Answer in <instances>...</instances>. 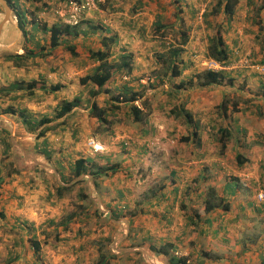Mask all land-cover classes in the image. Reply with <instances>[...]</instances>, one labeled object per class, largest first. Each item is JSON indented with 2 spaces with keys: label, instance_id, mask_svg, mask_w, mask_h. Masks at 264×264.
<instances>
[{
  "label": "crops",
  "instance_id": "0c3cea01",
  "mask_svg": "<svg viewBox=\"0 0 264 264\" xmlns=\"http://www.w3.org/2000/svg\"><path fill=\"white\" fill-rule=\"evenodd\" d=\"M43 2L54 4L56 0ZM61 2L58 0V4ZM242 3L245 10H241ZM257 3L258 0H240L233 23L240 15L242 20L249 22V15L260 5ZM113 5L115 11H110L109 4L107 9L99 13L101 18L97 22L106 28L109 34L117 36V42L111 48L107 59L113 79L101 90L93 83L81 84L79 77L91 73L99 64L100 61L89 58V50L102 48L94 37H100L101 34H106V31L94 33L89 30L76 38L65 37L67 44L75 46L76 55H72L69 50L64 51L61 47L44 50L48 52L46 59L54 58L52 66L49 67L52 70H48L49 65L44 63V56L40 58L43 51L35 47L38 44L36 35H24L25 42L29 40L26 42L32 49L29 50L23 47L17 21L12 24L17 32L11 36L6 35V22L2 27L0 253L5 252L2 263L86 264L90 251L94 250L91 240H99L102 236L95 234L96 226L92 227V232L87 230V222L93 220L91 207H82L79 210H72L73 206L69 207L68 201L74 196L79 199L80 204L89 201V206L95 200L97 205H100L97 209L99 214L103 213L102 216L106 213L110 216L113 213L118 218L124 217L123 224H130L125 236L130 233L129 238L134 242V246L122 250L140 248L149 252L153 247L158 248L164 243H169L172 253L184 259L185 264H264V200L261 204L254 205V194L259 190L264 191V153L250 155L252 152H264V73L257 69H229L225 72L232 79V84L186 85L191 72L188 66L190 53H201L210 36L203 37L199 42L198 38L202 34L195 31L197 29L194 26H187L190 38L181 45L183 51L179 58L183 63L180 66L184 67L177 76H171L166 67L161 70V62L156 58L160 55L159 50H155L154 45H148L144 39L149 37L150 25L152 28L156 23L164 26L163 18L165 15L169 17L172 11L175 12V18L171 17L175 25L181 24L184 19L187 20L189 10L195 6L193 0H116ZM132 5H141V9L146 10L140 12L139 8V11L137 9L131 13ZM20 6L30 19L29 11L39 9L41 3L28 1L27 4L20 3ZM149 9L154 10L153 20L146 14ZM69 10L67 8L66 12ZM246 14L248 15L245 18ZM57 17L52 23L64 20L66 15ZM87 17H93V14ZM87 17H79L78 21L92 19ZM224 19L226 20V17L221 13L218 21ZM87 23L92 24L91 21ZM232 25L235 29L236 24ZM226 40L232 61L235 46H239L238 36H226ZM248 52L256 58L260 55L254 46ZM125 53L132 56V69L128 75L120 74V57ZM8 55L13 57L7 58ZM31 61L32 65H29ZM40 61L41 63H37ZM200 70L198 68V71ZM32 80H37L38 83L32 88L27 87L28 82ZM183 82L186 84L177 87ZM56 85L59 88L53 90ZM123 86L144 89L140 100L146 98L152 105L151 116L164 112L158 111L156 106L163 105V109H160L167 112L182 104L198 122V132H202V136L211 132L215 135L220 126L230 130L233 128L231 148H235V155L241 153L245 160L241 164L234 162L227 166V158L218 155L209 165L203 162L190 166L189 162L182 161L186 156H180L179 163L174 164L178 156H175L174 152L170 159L172 166H168L166 171L169 176L164 184L160 182L162 185L159 192L151 189L144 192L148 179L146 172L144 176L138 177L134 169L142 165L139 159L145 148L136 144L134 149L127 150L121 157L120 143L116 144V140L112 139L114 133L119 134L117 131H120V111L110 115L114 120L111 123V134L109 130L100 127L96 117L90 114L92 101H96L99 106L116 102L113 96L117 91L120 92ZM75 97L80 98L79 105L64 115L56 116L61 102ZM222 100H228L226 117L218 107ZM118 104L120 105V102ZM232 104L235 107H232ZM24 117L31 118L33 122L47 117L49 121L35 130H30L24 124ZM150 118L144 125L145 131L142 123H133L138 126V136L142 140L147 129L152 131L153 125H156L157 116ZM166 119L172 123L173 115ZM186 126L190 131L192 127L188 124ZM41 128H45V132L38 135ZM93 143H97L100 148L95 150ZM227 149L225 154L229 155ZM182 153L185 154V151ZM49 154L51 155L47 159ZM78 158L90 160L87 173L68 181L71 168ZM154 166H151L152 170L155 169ZM209 176L217 177L218 181L224 179L221 185L218 181H212L210 185L219 187L217 196L221 197L222 191L227 194L224 201L230 204L226 210L212 204V208L207 211L206 191L188 189L189 185L194 183V189L197 190L198 185ZM82 179L83 181L72 189L63 190L59 196L56 194L58 186L67 187ZM162 187L164 190L161 192ZM251 187H255L253 193ZM80 190L88 194L87 199L80 198ZM147 193L150 195L147 196ZM199 200L204 203L203 206H200ZM103 205L107 207L106 210H101ZM69 214H74L76 225L58 227L54 223L58 218L68 217ZM228 218L231 223H228ZM51 232L54 233L53 237L45 236ZM34 240L40 246L38 254L31 252ZM131 254L123 251L120 257L112 258L109 264H133L137 258ZM142 257L138 264H151L143 252ZM157 258L160 264H167L160 255Z\"/></svg>",
  "mask_w": 264,
  "mask_h": 264
},
{
  "label": "rangeland",
  "instance_id": "374dc122",
  "mask_svg": "<svg viewBox=\"0 0 264 264\" xmlns=\"http://www.w3.org/2000/svg\"><path fill=\"white\" fill-rule=\"evenodd\" d=\"M20 3H25L27 4L28 1H24V0H20ZM62 2L58 4V0H56V3H51L48 4L49 6L47 8H44V6H41L39 9L37 10H30L29 11V17L32 20H36L40 23L42 22H47L48 24H51L52 21L55 20V18H58L57 16H63L66 15V17L64 20H69L70 16L72 14L76 15V19L78 20L79 17H87L89 14H93V17H87V18H92L89 21L92 22V24H99L97 23L99 18H101V16L99 15V13H101V9L98 8V10H87V9H83L80 8L79 5V0H71L76 2V4H70L71 1L69 2V4L67 3V0H61ZM102 1V0H101ZM216 0H193V3L195 4V6L192 7V10H189L188 12V16H187V20L184 19L182 21L181 24H177L175 25L173 22V19L171 18L173 16L174 17V13L172 11V13L170 14V16L168 17L167 15H165V17L163 18V24H165L164 26L162 25V27L164 29H158L157 31H155V25L152 28L150 25V28H148V35L149 37H145L146 39H144V41H146L148 43V45H154L156 47L155 50H159L158 52H162V51H166L167 45L168 44H172V42L174 44H178V42H180L181 40V36H180V32L184 31L188 33V39L190 38V30L187 26L191 27L194 26L198 31L200 32L202 35H200V37L198 38L199 42L202 41V38L206 36H212L215 34L216 32V28H220V33L224 39L225 42H227L226 40V36H233V37H237L238 36V44L239 46H237L236 44V49H235V56L232 57V61H230L229 64H231V68L230 71L232 70H241V69H257L259 70L260 73H264V63H258L255 60L262 57L263 54V50L261 49L262 46V38L263 35H260V38H257L258 35V30H259V23H257L256 21H251L249 19V22L246 21L245 19L242 20L241 15L238 16V18L236 19V22H234L235 25V29H230L227 30L225 28V25L223 24V22H225L226 20L224 19L223 21H218V18L220 17V15L218 13L212 12L211 8L212 5L215 3ZM205 3L207 4V11L205 12L204 16L202 19L197 20L196 19V11H197V7H199V5L201 3ZM247 2V0H246ZM19 3V7L22 8L20 6ZM264 3V0H258L257 4L262 5ZM121 4V3H120ZM240 4V3H239ZM238 4V6H239ZM243 5L241 6V10L244 9L245 5L244 3H242ZM71 5V6H70ZM142 5V4H141ZM260 5L257 8H260ZM98 6V5H97ZM67 8H69L70 10L66 12ZM115 8V7H114ZM118 8V7H117ZM29 10V9H28ZM146 9H141L140 12L145 11ZM245 10V9H244ZM175 11V10H174ZM264 11V9H263ZM263 11L261 12V14H258V17H255V11L253 9V14L254 17L256 18V20H260L261 16L264 17V13ZM131 13H134L130 10ZM147 16L149 18H151L150 20H153V12L154 10H150L146 11ZM248 12V10L246 11ZM3 13H4V8L3 6L0 4V20L3 17ZM43 13V15H41ZM207 14V16H206ZM248 14L244 15L245 18ZM252 16V15H251ZM225 17V15H224ZM16 18V20H15ZM62 18V17H61ZM68 18V19H67ZM61 20V21H64ZM86 20V19H83ZM83 20H81L83 22ZM149 20V22H150ZM202 20V21H201ZM17 21V17L15 15V11L14 9L11 8V17L9 18L8 21H6V30L7 36H11L14 32H17V29L13 27L12 24H15ZM87 21V22H89ZM261 21V20H260ZM85 23L83 22L81 24V26H83L84 28H86L88 31L91 30L89 27L91 26L90 23ZM149 22L147 24V26H149ZM189 22V23H188ZM207 22V24H206ZM70 23L75 24L74 21L72 20ZM233 23V24H234ZM264 23V21H263ZM19 27V26H18ZM30 24H27V31H28V35H31L30 32ZM20 28V27H19ZM247 29H252L253 31H249ZM21 30V29H20ZM200 30V31H199ZM100 31V30H97ZM230 31V32H229ZM91 32V31H90ZM204 32H205V36H204ZM230 33V34H229ZM91 34V33H90ZM20 35L22 36V43L24 44V48H28L29 50H32L29 48V46L27 45V40L24 37L23 32L21 31ZM95 35V34H94ZM36 36L38 37V46L36 45V49L39 48V51H43L40 54V58H42V56H44V63L46 62V64H48V70H52V68H49L51 65V62H53L54 58L51 59H46L45 57H47L48 52H45L44 50H48V49H63L68 50L66 48V44L68 42H66L67 38H65V36H63L62 38V42H66L65 44L61 43L62 46H56V47H51L49 45V34L46 32H43L42 30H38V33L36 34ZM101 36V35H100ZM97 43H99V39L100 37L96 36L94 37ZM204 38V39H205ZM28 39V37H27ZM73 40V39H72ZM71 40V41H72ZM70 41V42H71ZM31 44V43H30ZM60 44V45H61ZM80 44V43H79ZM78 46V45H77ZM256 47L258 49V53L260 54L258 56V58H255L254 56H252L248 50L252 47ZM61 47V48H60ZM37 51V50H36ZM164 51V52H165ZM181 55V53H180ZM179 55V57H180ZM205 58H209L207 56V45L203 46V50H201V53H190V59L188 60V66L191 69L190 74L188 75V79L193 78V80H196V77H192L196 72H198V68L205 69L204 66L202 65V61ZM42 59V60H43ZM160 60V59H159ZM180 60V59H178ZM160 62V61H159ZM37 63H41L37 62ZM29 65H32V61L30 63H28ZM194 64L196 66H194ZM180 65V63H179ZM194 68H193V67ZM107 67H109L108 65V61H107ZM161 70L164 68L162 62H161V66H160ZM227 69V70H229ZM200 70V71H201ZM224 70V71H227ZM147 84V83H145ZM138 90V92L143 93L144 89H135ZM147 91V89L145 90ZM121 100V98H120ZM146 104H147V108H149L151 110V113L153 111V107L152 105H150L148 100H145ZM120 106L122 107V110L120 111V131H117L119 134H115L113 135V138L115 141V143H120V154L122 152V154L120 155L122 157L123 154L127 153V150L134 149L135 147H133L134 145H141L142 148H145V151L143 152L142 156H140L139 159V163H141L142 165L137 168L134 169L135 174L138 177L144 176V172H146L147 175V184L145 186L144 192H147V190L151 189V190H156L157 192H159V188L162 184H160V182H166V178L169 176L168 174H166V171H168V166H172V163L170 162V159L172 158V154L175 156L176 154H178V156L176 157L174 164L179 163L178 158H180V156H186L185 160H182L183 162H189V164H191L190 166H196L198 164H203V162H206V165H209V162H212L214 160V158H216L218 155L221 156V158H224V156L227 158L225 160V163L227 164V166H229L230 163H236L238 165V163L236 162L235 159V148H231L233 141H232V136L225 142V149L221 150L220 149V140L218 139L219 137L217 136V132L215 133V135H213V133H207L204 136H202V132L199 133L200 136V140L199 142H184L180 140V137L185 135L189 130L187 129L186 126V121L184 120V117L182 115H174V113H171V110L174 108H172L171 110H167V112H165V110H161L160 108L163 109V105L156 106V108L158 109V111H164L163 113L159 112L157 115H153V116H157V122L156 120H154V122H156V125H153V130L150 131V129H147L146 134H143L144 140H142V138H140L138 136V126L136 124H133V120L129 117V118H125V112H128V108L129 105L127 103H124L122 101H120ZM135 104L141 109L143 110V112H145L146 110V106H144L143 100L137 99L135 101ZM180 107H183L182 104L179 105ZM184 108V107H183ZM185 110H188L185 107ZM149 116V120H151ZM171 115H173V120L172 123H169L168 120L166 119V117H171ZM155 119V117H154ZM153 122V124H155ZM166 125V126H165ZM101 127V126H100ZM174 128V129H171ZM231 130H233V128H231ZM137 131V133H136ZM190 132V131H189ZM263 136L260 135V137ZM120 140V142H119ZM124 142H126L124 144ZM245 142V140H244ZM251 142V141H250ZM135 143V144H134ZM247 144V143H246ZM93 146V145H92ZM178 146V147H177ZM122 147H124L125 149H122ZM94 148V147H93ZM96 148H100V146L96 143ZM204 148V149H203ZM228 148V149H227ZM228 151V154H225V151ZM231 149V150H230ZM178 150V151H177ZM182 150V151H180ZM185 151V154H183L182 152ZM223 151V152H222ZM220 152V153H219ZM259 152H252L250 155L252 154H261L263 155V151ZM230 154L232 157H230ZM241 154V153H240ZM146 155V156H144ZM241 156H243L241 154ZM127 156H125L126 158ZM183 159V157H182ZM132 162H134V160H132ZM192 162V163H191ZM196 162V163H194ZM199 162V163H198ZM158 165V166H154V165ZM154 166L155 169L152 170L151 166ZM148 167L150 168V170L148 171ZM206 168V166H205ZM147 169V171H146ZM201 170V169H199ZM198 170V171H199ZM202 171V170H201ZM164 172V174H163ZM195 174H197V172H195ZM205 174H207V171L205 170ZM217 176V175H216ZM83 178L85 176H82ZM81 177V178H82ZM69 178H72V176L70 175ZM212 181H218L217 177L214 178V176H209L207 178H205V180L202 181V183L200 185H198L197 190H195L194 188H196V185L194 183H191L188 187V189H193L192 191H206V200L210 201L211 204L216 205V207H219L220 209L226 210L224 205L225 203L230 204L227 201H224V198H226V195L223 191H222V196L219 197V195L217 196V189H219V187L217 185H213V187L210 185V182ZM224 179H221L220 181H218V183L221 185L223 184ZM164 184V183H163ZM209 184V185H208ZM164 187V185H163ZM161 188V192L164 190V188ZM249 188V187H248ZM252 190V193L255 189V187H251L250 188ZM215 192V195H214ZM256 193V192H255ZM219 194V192H218ZM251 194V193H250ZM147 196L150 195L149 193L146 194ZM255 196V194H254ZM220 199V200H219ZM78 202V203H77ZM264 202V201H263ZM200 206H203V202H201L199 200ZM258 203L261 204L260 202H258L256 200L255 197V202L254 205ZM68 205L73 206L72 210L76 209L79 210L80 208H88L91 207V209L93 210L92 214H93V220L92 222H87V230L92 229L93 226H96L95 229V234H98V236H102L99 240H91V244H94V250H91L89 255L90 258L87 259V263L86 264H109L111 262L112 258H117L120 257L119 255L122 254L123 251L125 252H130L132 253L131 255L136 259V262L133 264H138L140 260H142V250H140V248H136V250H133V248H131L130 250H122L125 248H129L134 246V242H132L130 240V233H127L128 235H126V230L128 227H130L129 223H124L123 224V218H118V217H112L111 215L108 216L107 213L105 214V216H102V214L98 213V208H100V205H97L96 201L93 200V203L91 206L90 202H84L82 204L79 203V199L74 198V196L70 197V200L68 201ZM230 207V205H229ZM253 207V206H252ZM255 208V207H253ZM107 207L103 205V207L101 206V210H106ZM88 212V211H87ZM103 212V211H102ZM71 213V211H70ZM73 213V212H72ZM105 213V212H104ZM127 214V212H126ZM74 217V214L70 215L68 217L65 218H58L56 221H54V223H56L59 226H67L69 227L70 225H76L77 220ZM128 221V220H127ZM228 223H231L230 219H227ZM85 227V226H84ZM93 231V229H92ZM91 231V232H92ZM105 233L104 235L101 233ZM42 237V234H39ZM45 235V234H44ZM54 233H48L45 236L53 237ZM43 238V237H42ZM93 251V253H92ZM144 251L147 253V257H149L153 262H155L156 264H160L156 258L159 257L160 254H158L156 251L154 250H150L149 252L144 249ZM31 252H33V250H31ZM42 252V251H41ZM5 254V252H4ZM3 252L0 253V264H3L2 262V258L4 256ZM30 254V253H29ZM33 254V253H32ZM95 254V255H94ZM34 255V254H33ZM107 259V261H106ZM158 259V258H157ZM105 261V262H104ZM157 261V262H156ZM138 262V263H137ZM165 262V261H164Z\"/></svg>",
  "mask_w": 264,
  "mask_h": 264
},
{
  "label": "trees",
  "instance_id": "16d2710c",
  "mask_svg": "<svg viewBox=\"0 0 264 264\" xmlns=\"http://www.w3.org/2000/svg\"><path fill=\"white\" fill-rule=\"evenodd\" d=\"M9 6L14 9L15 15L17 17V24L20 27L21 31L24 35H28V31L26 29L27 24H31L30 26V32L31 36H35L38 33V30H42L43 32H46L49 34V45L51 47H56L62 43V37H68L71 36L73 38H76L80 35L86 34L88 31L86 28L81 26L83 22H87L88 20L78 21L75 24L70 23L68 20L64 21H57L53 22L51 24H48L47 22H38L36 20L28 19L26 16V12L22 10L19 7L20 0H6ZM24 1H31L32 3H41V6H44V8H47V4L43 2V0H24ZM71 0H67V3ZM113 3H115L116 0H112ZM119 1V0H118ZM122 0H120L121 2ZM124 1V0H123ZM179 0H174V2H178ZM111 3V0H97V5L99 9L105 10L107 9V6L110 4V11H115L114 5ZM240 3V0H216L215 3L212 5L211 11L218 13L219 15L222 13L223 16L226 17V23H223L225 25V28L227 30H230L233 28V20L236 15V10L238 8V4ZM264 5H261L260 8H254L255 10V17H258V14H261L263 11ZM139 8L141 10V5H132L131 11L135 12L139 11ZM120 11H122V7H120ZM179 12V11H177ZM252 15V16H251ZM249 15L251 18V21H256L259 23V30L257 38H260V35H263L262 38V46L261 49L263 50L262 57L256 59L255 61L258 63H264V18L261 17L260 20H256L253 14ZM207 16V14H206ZM32 22V23H31ZM207 24V22H206ZM162 27L161 24L156 23L155 24V31L160 29ZM91 29V32L96 33L97 30H104L106 31V34H101L100 36V44L102 48H98L96 50L90 49L89 50V58L92 60L100 61L99 64L95 67V70L91 73H87L85 75H82L79 77V82L81 84H90L93 83L97 86V89L101 90L103 87H106L110 84V82L113 79V74L109 71L110 67H107V59L110 56L111 48L116 44L117 42V36L113 33H108L106 28L102 27L100 24H91L89 27ZM250 32L253 31L252 29H247ZM181 40L178 42V44H168L166 48V52L162 51L160 52L159 57H156L158 61L162 62L164 68L166 67L167 70H169L171 76H177L181 73L184 66H180L181 63H183L182 59L179 60V62H176L179 58L180 53L183 51V48L181 45H183L187 41V33L184 31L180 32ZM66 48L71 51L72 55H76L75 52V46L72 44H66ZM38 46V44H37ZM207 56L209 58H214L216 60H219L223 63H230V52L228 50L227 44L224 41L221 33L220 28H216V32L214 35L210 36L209 42L207 43ZM7 58L13 57V55L6 56ZM256 58V57H255ZM160 59V60H159ZM121 62V68H120V74L128 75L132 69V56H130L129 53L122 54L120 57ZM180 63V65H179ZM192 77H196V80H193V78L187 80L188 84L185 82L180 83L177 85V87H180L181 85H190V86H205L209 84H222L225 85L226 83L232 84V79L229 78L224 70H210V69H202L201 71L196 72ZM38 83L37 80H32L28 82L27 87L32 88ZM59 86H53V90L58 89ZM143 96V93L138 92V90H135L128 86H123L122 90L120 92L117 91V93L113 96L116 102H109L106 105L99 106L96 101H92L91 103V110L90 114L94 117H96L97 122L99 125L105 130H109V133L111 134V123L113 118L110 116L111 114H115L122 110V107L118 104L120 101L127 103L129 105L128 112H125V118H131L133 122L135 123H142L143 124V130L145 131V124L148 122V118L150 116L151 110L147 108L146 104V98L143 99L144 106H146L145 112L141 110L136 104L135 101L137 99H141ZM121 98V100H120ZM80 98L75 97L72 100L68 101H62L60 104V107L56 113V116L64 115L65 113H68L73 109V107L79 105ZM121 103V102H120ZM227 103L228 100H222L219 104V111H221V114L226 117V109H227ZM232 107H235L234 104H232ZM234 109V108H233ZM171 113L174 115H182L184 117V120L186 123L192 127L190 128V132L188 131L185 135L180 137L181 141L184 142H199L200 136L198 132V122L193 119V116L189 110H185L183 107L175 106L174 110H171ZM263 116V114H260ZM24 124L28 127L30 130H35L41 125L46 124V122L49 121L47 117L39 118L38 120L32 121L31 118H23ZM47 128V127H45ZM45 128H41L38 132V135L44 134ZM143 131V133H145ZM217 136L220 140V149H225V142L232 136V132L229 128L225 126H220L217 130ZM126 142H124L125 144ZM223 152V151H222ZM51 154L47 155V159H49V156ZM235 159L238 162V164H241L245 157L241 156L240 153H237L235 155ZM90 162L88 158H78L75 160L72 168H71V176L72 178H69V180L73 178H77L85 173H87V164ZM90 173L91 170H90ZM83 181L78 180L74 183H72L70 186L64 187V186H58L56 190V194L59 196L61 195V192L63 190H70L72 187L76 184H79ZM80 198L82 200L87 199L88 194L84 193L83 190H80L79 192ZM212 204L207 201L205 204V209L208 211L212 208ZM225 209L228 208V203H225L224 205ZM112 217H116L115 215H111ZM171 244L164 243L160 245L158 248H152V250L156 251L158 254H160V257H162L167 264H185V260L182 258H178L176 255H174L171 251ZM32 249L33 252L38 254V251L40 249V246L36 240L32 243Z\"/></svg>",
  "mask_w": 264,
  "mask_h": 264
},
{
  "label": "built area",
  "instance_id": "2783aa9c",
  "mask_svg": "<svg viewBox=\"0 0 264 264\" xmlns=\"http://www.w3.org/2000/svg\"><path fill=\"white\" fill-rule=\"evenodd\" d=\"M79 7L83 8V9H87V10H98V6H97V0H79ZM70 4H76V2L71 1ZM207 11V4H205L204 2L201 3L199 5V7H197V11H196V19H202L205 12ZM74 21V23L77 22L76 19V15L72 14L69 18V22ZM202 21V20H201ZM202 65L204 66L205 69H210V70H227L229 68H231V64L229 63H223L219 60H216L214 58H205L202 61ZM94 149L96 150V143L92 144ZM256 200L258 202H262L264 200V191L263 190H259L256 195Z\"/></svg>",
  "mask_w": 264,
  "mask_h": 264
},
{
  "label": "water",
  "instance_id": "95a60500",
  "mask_svg": "<svg viewBox=\"0 0 264 264\" xmlns=\"http://www.w3.org/2000/svg\"><path fill=\"white\" fill-rule=\"evenodd\" d=\"M0 4L4 8L3 17L0 20V33H1V30H2V27H3L4 23L6 21H8L10 16H11V7L9 6V4L7 3L6 0H0ZM142 252H143V254H144V256H145V258L147 259L148 262H150L151 264H156L149 257H147V253L144 250H142Z\"/></svg>",
  "mask_w": 264,
  "mask_h": 264
}]
</instances>
